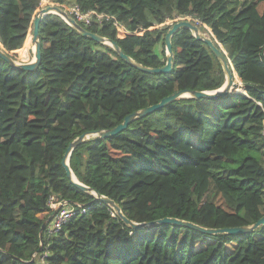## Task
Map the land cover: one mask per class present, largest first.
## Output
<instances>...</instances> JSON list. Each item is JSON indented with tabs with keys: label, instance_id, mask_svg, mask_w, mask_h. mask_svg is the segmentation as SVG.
Here are the masks:
<instances>
[{
	"label": "trees",
	"instance_id": "trees-1",
	"mask_svg": "<svg viewBox=\"0 0 264 264\" xmlns=\"http://www.w3.org/2000/svg\"><path fill=\"white\" fill-rule=\"evenodd\" d=\"M42 1L0 0V43L14 59L15 51L19 59L29 54ZM50 1L116 17L130 34L119 36L112 21L79 23L147 67L167 62V21L192 18L215 35L246 86V93L176 99L115 136L86 138L70 158L78 180L137 223L170 217L232 228L263 217L264 0ZM40 42L35 70L0 57V264H38L45 253L48 264H264V224L212 235L173 223L132 228L62 164L84 133L113 128L177 90L222 87L223 66L205 42L176 32L169 74L139 69L55 13L43 18ZM52 195L86 212L50 235Z\"/></svg>",
	"mask_w": 264,
	"mask_h": 264
},
{
	"label": "water",
	"instance_id": "water-1",
	"mask_svg": "<svg viewBox=\"0 0 264 264\" xmlns=\"http://www.w3.org/2000/svg\"><path fill=\"white\" fill-rule=\"evenodd\" d=\"M50 13H55L61 16L68 24H70L71 26L76 28L79 32H81V34L88 36L97 42L111 46L127 62H130L134 66L138 67L139 69L145 72H149V73H165V74L172 73L173 71V36L176 32H178L181 29H188L192 32L193 36H195L198 40H201L208 45L212 53L216 56V58L222 64L224 72H225V77H226L225 83L219 89L209 90V91L177 90L173 92L172 94L164 97L160 102L152 104L141 110H138V111H135L129 114L128 116L125 117L122 123L118 124L117 126L113 128L102 130L99 132H89V133L82 134L75 141L70 143L64 155L63 162H62L67 172V175L72 179V182L76 184V186L81 188L83 191L93 195L95 199L109 205L115 211V213H117V215L122 220H124L126 224H128L132 228H141L145 225H150V224H155V223H173V224H178V225H182L185 227L193 228L195 230L212 235V234H217V233H231V234L247 233V232L253 231L254 229L264 224V216L261 217L253 225L242 226V227H232V228H207V227H203L191 221H186V220H182L178 218H170V217L160 219L159 221L151 222L150 224L137 223V222L130 220L124 215L121 209V206L115 200L107 196H104L102 194H99L98 192L93 190L91 187L80 182L70 167V158H71L74 148L79 143H81L86 138H88L89 136L99 135L101 138L115 136L118 133L125 131L135 119L139 117H145L149 114L159 111L165 108L168 104L174 102L176 99L188 98V97L217 98L219 96H226L231 92L246 93V86L243 84V81L241 78L240 79L242 81L243 88L242 90L237 89L240 84L235 80L234 72L236 71L232 65V62L229 60L227 53L224 50V47L218 42V40L216 39L215 35L212 32L210 34L208 31H206L204 26L198 23H195L192 18L176 20L171 26V28L168 30L165 36L166 52H167L166 64L161 67H147L138 62H135L131 57L126 55L115 41L107 39L106 37L101 36L98 33L92 32L89 29L82 26L81 23H79L74 17L69 15L59 4L57 5L48 4L44 8L40 9L34 17L33 32H32V43L34 45V59H32L31 61H27V62H19L5 51L4 46L1 43H0V57L6 60V62L9 65L17 66L26 71H32V70L37 69L41 64V59H42L41 42H40V25H41L43 18ZM30 31H32V29ZM53 215L49 217L48 222L50 221ZM45 227H46V223L43 225L41 237H43V230ZM41 250H42V247L39 249L38 252H40ZM32 261H34V259Z\"/></svg>",
	"mask_w": 264,
	"mask_h": 264
},
{
	"label": "built area",
	"instance_id": "built-area-1",
	"mask_svg": "<svg viewBox=\"0 0 264 264\" xmlns=\"http://www.w3.org/2000/svg\"><path fill=\"white\" fill-rule=\"evenodd\" d=\"M63 9L78 22H82L86 26L100 24L103 21H112L119 36H126L127 34H130V32L125 29L123 24L120 23L116 17L105 12H99L96 10L84 11L77 3L64 7ZM49 204L55 209V214L52 216L48 224L47 232L50 235L57 234L63 228L65 223L77 213L86 212L85 205L65 199H57L54 195L51 196ZM46 255L47 253L38 256V264H48L46 261Z\"/></svg>",
	"mask_w": 264,
	"mask_h": 264
},
{
	"label": "rangeland",
	"instance_id": "rangeland-1",
	"mask_svg": "<svg viewBox=\"0 0 264 264\" xmlns=\"http://www.w3.org/2000/svg\"><path fill=\"white\" fill-rule=\"evenodd\" d=\"M48 4H55V5H57V3H55V2H51L50 0H43L42 1V3H41V5H40V8L38 9V11L40 10V9H42V8H44L46 5H48ZM37 11V12H38ZM37 14V13H36ZM176 20H180V18L179 19H176ZM176 20H169V21H167V24H170V25H172ZM209 33L211 34V30L209 29ZM29 34H31L32 35V31H30L29 32ZM15 59L17 60V61H19V62H25L26 60H28V61H31L32 59H34V48H32V47H30L29 48V54L27 55V54H25L23 57H22V59H19V53L17 52V51H15ZM27 62V61H26ZM92 136V135H91ZM91 136H89L88 138H90ZM93 136H96V135H93Z\"/></svg>",
	"mask_w": 264,
	"mask_h": 264
},
{
	"label": "bare ground",
	"instance_id": "bare-ground-1",
	"mask_svg": "<svg viewBox=\"0 0 264 264\" xmlns=\"http://www.w3.org/2000/svg\"><path fill=\"white\" fill-rule=\"evenodd\" d=\"M32 48H34V45H33V43H32ZM167 54V53H166ZM234 75H235V72H234ZM235 80H236V78H235ZM237 81V80H236ZM240 85H241V82H239V81H237ZM240 85L238 86V88L237 89H241L242 90V88L240 87Z\"/></svg>",
	"mask_w": 264,
	"mask_h": 264
},
{
	"label": "crops",
	"instance_id": "crops-1",
	"mask_svg": "<svg viewBox=\"0 0 264 264\" xmlns=\"http://www.w3.org/2000/svg\"><path fill=\"white\" fill-rule=\"evenodd\" d=\"M28 60H29V59H28ZM28 60H26V61H28ZM26 61H25V62H26Z\"/></svg>",
	"mask_w": 264,
	"mask_h": 264
}]
</instances>
